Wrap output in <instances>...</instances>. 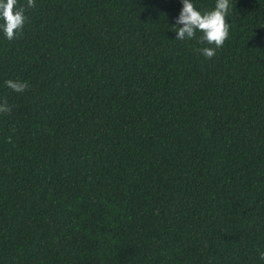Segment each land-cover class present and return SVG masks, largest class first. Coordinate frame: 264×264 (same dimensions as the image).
Instances as JSON below:
<instances>
[{
  "label": "trees",
  "instance_id": "1",
  "mask_svg": "<svg viewBox=\"0 0 264 264\" xmlns=\"http://www.w3.org/2000/svg\"><path fill=\"white\" fill-rule=\"evenodd\" d=\"M230 3L211 59L182 0H35L0 31V264H264V0Z\"/></svg>",
  "mask_w": 264,
  "mask_h": 264
},
{
  "label": "clouds",
  "instance_id": "2",
  "mask_svg": "<svg viewBox=\"0 0 264 264\" xmlns=\"http://www.w3.org/2000/svg\"><path fill=\"white\" fill-rule=\"evenodd\" d=\"M182 9L175 21L176 40H192L196 33L201 32L199 37L201 44L206 46L197 49L204 57L211 59L216 55L229 37L230 25L226 22L232 5L230 0H216L214 9L206 12L199 11L192 0H182ZM35 7V0H26V5L18 6V0H0V31L8 41L17 39L23 32L27 17L26 8ZM177 25H182L176 27ZM5 85L16 93L25 92L29 85L25 81L8 79ZM12 106L7 100L0 102V114H9ZM10 139V138H9ZM259 257L264 260V251L259 252Z\"/></svg>",
  "mask_w": 264,
  "mask_h": 264
}]
</instances>
